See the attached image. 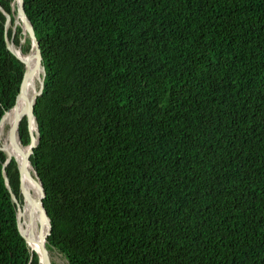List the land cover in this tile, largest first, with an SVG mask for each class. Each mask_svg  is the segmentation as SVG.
Segmentation results:
<instances>
[{"label":"trees","instance_id":"trees-1","mask_svg":"<svg viewBox=\"0 0 264 264\" xmlns=\"http://www.w3.org/2000/svg\"><path fill=\"white\" fill-rule=\"evenodd\" d=\"M12 2L0 5L12 13ZM25 8L47 71L33 165L50 253L68 264H264V0ZM6 21L0 10V120L24 76ZM20 134L27 145L25 114ZM6 158L0 264H40L18 230ZM6 171L19 195L14 158Z\"/></svg>","mask_w":264,"mask_h":264},{"label":"water","instance_id":"water-1","mask_svg":"<svg viewBox=\"0 0 264 264\" xmlns=\"http://www.w3.org/2000/svg\"><path fill=\"white\" fill-rule=\"evenodd\" d=\"M12 13H9L6 11L1 5H0V10H2L7 18L6 21V26L7 29L9 26L12 24L13 16H14V21H13V26H12V36L9 38L8 36L6 37L7 40V45L8 48L13 54L22 62L26 64V72L24 73L21 85H20V90L16 98V103H18L20 100L26 99L28 100V107H27V112L26 113H21L18 117L17 120H21L25 114L26 116V121H27V129H28V135H29V143L27 144L28 149L27 153L23 155L22 162H18V160L15 158V161L17 162L18 165V170H19V179H20V185H19V195H17L12 187V184L10 182L9 176L7 174V167L11 163L12 156L8 157L6 161L3 164V175L4 179L6 182V185L11 193V197L13 201L16 203L17 206V226L18 230L21 233V235L25 238L28 247L29 244L32 242L36 245L35 251H30L32 253H36L39 257V262L40 264H54L52 260L51 253L49 249L47 248V240L49 235L51 234L52 231V221L51 218L46 210V207L44 205V198L46 196L44 185L42 182L41 177L39 176L37 170L35 169L33 165V156H34V151L35 148L37 147L39 143V125L37 118L35 116V105L37 103L38 97L42 94L43 89H44V84H45V77L47 74L46 68L43 64V56H42V51H41V46H40V41L37 38L36 32L34 25L31 21V19L28 16V13L25 8V0H15V2H12ZM11 23V24H10ZM20 26L22 29V37L20 39V43L17 45L15 43V36L17 33V27ZM29 41V44L31 46L30 50L28 52H25L23 49V46L26 44V42ZM17 46L19 48V51L14 49V46ZM22 55V56H21ZM33 55V60H35V64L39 67H41V79H39V87L38 89L34 88L33 94L31 98L28 96V86L27 84L31 83V81L34 78L33 72H32V67H31V61L30 57ZM35 86V80H34V85ZM3 114L1 120H0V125L3 122L6 112ZM37 122V140L36 136L34 134V130L32 128V122L34 121ZM19 131V124L14 125L13 130H12V138L14 140L16 139V132ZM19 139L22 142V136L19 131ZM23 143V142H22ZM19 144H17V147ZM21 150V148H18ZM27 180L34 181L37 186L39 187L40 190V195L39 198L36 199L34 198L30 192L27 190L25 186V182ZM29 195L31 200L36 204L38 208L39 215L41 219L43 217L48 221V229L46 232H41L39 238L35 241L34 238H30L28 236H25L20 229V217L18 214V210L21 207V196Z\"/></svg>","mask_w":264,"mask_h":264},{"label":"bare ground","instance_id":"bare-ground-1","mask_svg":"<svg viewBox=\"0 0 264 264\" xmlns=\"http://www.w3.org/2000/svg\"><path fill=\"white\" fill-rule=\"evenodd\" d=\"M13 1L15 2V0ZM14 49L19 51V48L16 45L14 46ZM30 61H31V67L34 78L31 81V83L27 84L29 98H31L34 88L38 89L36 81L41 79L42 77L41 67L35 64V60H33V55L30 57ZM26 70H27L26 64L24 63V73L26 72ZM34 80H35V86H33ZM27 107H28V100L26 99L20 100L18 103H16L6 112L5 118L0 125V150L6 154L7 158L10 157L11 155L12 158L14 159L16 158L18 162H22L23 155L27 153L28 146L23 144L19 139L20 124L22 119L17 120V117L23 112L26 113ZM16 124H19V131L16 132L17 140H14L12 138L13 135L12 130L14 125ZM32 128L34 130V134L37 140V122L35 121V119L32 122ZM17 144H19L18 147ZM18 148H21V150H19ZM25 186L34 198L36 199L39 198L40 190L34 181L26 179ZM20 202H21V207L18 210V214L20 217L21 232L25 236L34 238V240L36 241L39 238L41 232L47 231L48 221L44 217L43 219H41L38 212V208L36 204L31 200L29 195L24 194V196L21 197ZM29 248L32 251H35L36 245L31 242L29 244Z\"/></svg>","mask_w":264,"mask_h":264},{"label":"rangeland","instance_id":"rangeland-1","mask_svg":"<svg viewBox=\"0 0 264 264\" xmlns=\"http://www.w3.org/2000/svg\"><path fill=\"white\" fill-rule=\"evenodd\" d=\"M36 82L37 87H39V80H37ZM51 256L54 264H68L67 259L59 251H52Z\"/></svg>","mask_w":264,"mask_h":264}]
</instances>
